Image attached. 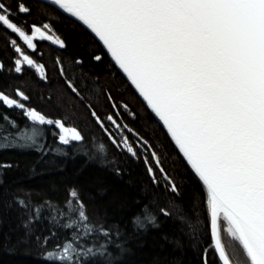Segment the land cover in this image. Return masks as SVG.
Returning <instances> with one entry per match:
<instances>
[{
	"label": "trees",
	"instance_id": "16d2710c",
	"mask_svg": "<svg viewBox=\"0 0 264 264\" xmlns=\"http://www.w3.org/2000/svg\"><path fill=\"white\" fill-rule=\"evenodd\" d=\"M26 2L32 14L17 23H50L53 34L59 35L66 47L37 40V50L32 52L14 34L0 30V61L5 65L0 72V92L18 98L15 92L20 89L29 97L21 101L26 107L47 118L61 119L66 126L77 128L84 139L60 144L59 130L53 125L33 124L23 110L0 104V144L15 142L12 147L0 148V164L11 165L0 168V264H62L45 257L62 250L67 242L73 243L77 252L92 248L96 253L83 264H202L203 251L210 242L205 195L162 125L99 41L79 22L48 2ZM11 39L45 66L46 80L34 69L25 67L22 74L11 70L14 59L19 58L8 43ZM95 55L102 59L96 61ZM69 81L76 92L68 87ZM4 114L16 127L3 119ZM109 115L135 156L122 144ZM33 129L39 132L33 141L20 138V133L31 134ZM153 153L179 187V196L169 190ZM149 166L154 169L155 183ZM73 189L83 202L90 233L79 221V204L73 200L68 205ZM177 204L190 215L176 219L175 212L172 218L159 213L160 208L172 210ZM146 210L157 216L159 228L147 223L137 226L136 218L143 219ZM73 221L71 228L65 227Z\"/></svg>",
	"mask_w": 264,
	"mask_h": 264
},
{
	"label": "snow or ice",
	"instance_id": "6c2138e0",
	"mask_svg": "<svg viewBox=\"0 0 264 264\" xmlns=\"http://www.w3.org/2000/svg\"><path fill=\"white\" fill-rule=\"evenodd\" d=\"M51 3L102 44L115 67L158 119L200 185L210 235L202 264H264V0ZM31 14L26 0H12L11 4L0 0V30L5 35L14 34L32 52L37 50V40L50 41L61 49L66 47L65 41L53 34L50 23H17ZM8 43L19 57L14 59L12 71L22 74L27 67L34 69L41 80L47 79L45 66L32 59L16 39ZM93 59L100 61L102 57L95 55ZM4 69L0 61V72ZM60 74L64 75L63 67ZM68 87L76 92L70 81ZM15 96L18 98L0 92V104L23 110L33 124L53 125L59 130L60 144L84 139L77 128L66 126L61 119L47 118L26 107L21 101L29 97L20 89H16ZM92 116L104 127L96 112ZM3 119L16 127L6 114ZM107 119L119 127L113 116ZM38 134L33 129L31 134L20 133V138L33 141ZM124 143H128L126 138ZM14 144H0V148ZM127 150L136 155L131 146ZM152 156L169 190L179 196V187L160 166L156 154ZM10 167L0 164V168ZM148 172L155 183L153 167L149 166ZM69 197V206L73 200L79 204V221L90 233L77 191L71 190ZM191 198L195 199V193ZM174 212L176 219L190 215L179 204L172 210L159 209L165 218H172ZM74 223L65 227L71 228ZM145 223L160 227L157 216L147 210L143 219L136 218L138 227ZM95 254L92 248L77 252L73 243L67 242L62 250L49 252L45 258L62 264H83Z\"/></svg>",
	"mask_w": 264,
	"mask_h": 264
},
{
	"label": "rangeland",
	"instance_id": "374dc122",
	"mask_svg": "<svg viewBox=\"0 0 264 264\" xmlns=\"http://www.w3.org/2000/svg\"><path fill=\"white\" fill-rule=\"evenodd\" d=\"M115 129H116V131L118 130V127L115 125ZM118 132H119V137H120V140H121V142H122V144L127 148L128 146H130L129 145V142L127 143V145H125V143H124V140H125V137H122V136H120L121 135V131H119L118 130Z\"/></svg>",
	"mask_w": 264,
	"mask_h": 264
},
{
	"label": "water",
	"instance_id": "95a60500",
	"mask_svg": "<svg viewBox=\"0 0 264 264\" xmlns=\"http://www.w3.org/2000/svg\"><path fill=\"white\" fill-rule=\"evenodd\" d=\"M42 1H45V2H48V3H50V4H52L51 3V0H42ZM52 5H54V4H52ZM54 6H56V5H54ZM56 7H58V6H56ZM100 43V42H99ZM101 46H102V44H101ZM103 47V46H102ZM105 50V49H104ZM106 51V50H105ZM107 53V52H106ZM114 63V62H113ZM126 78V77H125ZM138 94V93H137ZM154 115V114H153ZM157 119V118H156ZM158 120V119H157ZM159 122V121H158Z\"/></svg>",
	"mask_w": 264,
	"mask_h": 264
}]
</instances>
